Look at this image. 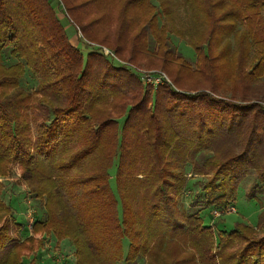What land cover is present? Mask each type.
Instances as JSON below:
<instances>
[{
  "label": "trees",
  "instance_id": "trees-1",
  "mask_svg": "<svg viewBox=\"0 0 264 264\" xmlns=\"http://www.w3.org/2000/svg\"><path fill=\"white\" fill-rule=\"evenodd\" d=\"M60 1L92 50L70 40L51 0H0V177L16 163L44 208L22 237L0 182V264H38L48 236L70 239L75 264H264V207L255 226L202 220L234 207L250 172L248 198L264 199V0ZM143 52L169 81L140 80ZM189 173L205 177L196 210L179 203Z\"/></svg>",
  "mask_w": 264,
  "mask_h": 264
},
{
  "label": "rangeland",
  "instance_id": "rangeland-1",
  "mask_svg": "<svg viewBox=\"0 0 264 264\" xmlns=\"http://www.w3.org/2000/svg\"><path fill=\"white\" fill-rule=\"evenodd\" d=\"M54 8L56 9L57 15L61 20L62 24L66 27V31L70 40L84 53L92 50L90 47H87L83 41L79 38L82 37L81 34L77 33L71 23L67 21V17L64 15V7L60 0H51ZM154 5H157V0H151ZM180 2V1H178ZM57 4L59 6H57ZM60 7V8H59ZM63 7V8H62ZM113 7V5H112ZM111 6L102 10L105 12V17L103 19L101 28L104 30H112L110 28H115L114 26L116 22V13L119 9ZM62 8V9H61ZM179 9V18L181 20H185V16L182 13L181 7L178 6ZM159 21H162V18H159ZM137 25V24H136ZM137 26L133 31H136ZM101 36L100 34L98 35ZM83 38V37H82ZM100 40V38H98ZM85 42V41H84ZM149 48L152 49L155 46L154 40L150 37L149 40ZM94 44L97 47L96 43ZM168 44L170 48H172L175 52L180 53L187 61L191 64L195 62V53L193 49L188 45L185 39H182L172 33H169ZM104 54L108 53L109 50L106 48H102ZM126 49L123 53L125 58L128 57L129 52ZM150 58H154V55L150 54ZM147 57V53L143 52V56L141 59H137L139 67L133 66L134 69L140 73V71H160L165 74L162 70H160L161 66H159L158 62L149 61L150 59ZM117 63L126 64L125 61H121L119 59ZM151 60V59H150ZM136 62V63H137ZM193 66V65H192ZM162 69V68H161ZM166 75V74H165ZM140 77V74H139ZM167 77V75H166ZM21 85L28 89H33L36 85V80L31 76L29 72H25L22 77ZM168 78V77H167ZM36 132L34 126L32 125V136L35 137ZM114 166L110 168L111 175V185L114 188ZM188 171L190 170V164L187 166ZM188 177V186L185 189V192L181 199H179V203L187 209L196 210L199 207H204L207 203V196L205 192L202 190V183L205 180V177L196 174H187ZM255 179V174L253 172L248 173L240 182V185L237 189L236 200L234 204L235 211L228 212V210H224V212H220L219 216H215L212 211L214 208H217V205H212V207H208L202 212V220L203 223L213 224L215 230H226L230 231L235 227L238 223H247L252 226H255L258 220V215L261 209L264 207V199L263 197H259L257 193H255V197L248 198L247 193H249L251 188V183ZM0 182H2V201L6 204H9L12 208V215L16 219L17 222L22 224V230L20 234L22 237L30 234V226L34 220L42 219L44 217V208L40 200L36 199L31 192V185L29 182L24 180L21 177L20 167L16 163H12L9 166V174L3 177H0ZM218 192L214 194L211 193L212 197H215ZM210 200V199H208ZM126 241L124 244V250L126 249ZM36 258L38 264H75V255H74V247L68 238H63L61 240H57L55 236H48L45 238L44 245L42 248L36 251ZM29 261V257L24 258V262L27 263ZM117 264H123L122 262H118Z\"/></svg>",
  "mask_w": 264,
  "mask_h": 264
},
{
  "label": "built area",
  "instance_id": "built-area-1",
  "mask_svg": "<svg viewBox=\"0 0 264 264\" xmlns=\"http://www.w3.org/2000/svg\"><path fill=\"white\" fill-rule=\"evenodd\" d=\"M107 54V53H106ZM123 64V63H122ZM140 80L144 84H149V85H157L160 83L162 80L169 81V79L166 77V75L160 71H140ZM228 212H234L235 208L233 206H230L227 208ZM220 214V211H214V215L218 216Z\"/></svg>",
  "mask_w": 264,
  "mask_h": 264
}]
</instances>
